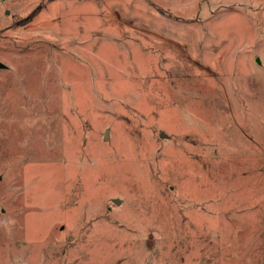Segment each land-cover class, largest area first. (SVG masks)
<instances>
[{
	"label": "rangeland",
	"instance_id": "obj_1",
	"mask_svg": "<svg viewBox=\"0 0 264 264\" xmlns=\"http://www.w3.org/2000/svg\"><path fill=\"white\" fill-rule=\"evenodd\" d=\"M0 63V264H264V0H0Z\"/></svg>",
	"mask_w": 264,
	"mask_h": 264
},
{
	"label": "water",
	"instance_id": "obj_2",
	"mask_svg": "<svg viewBox=\"0 0 264 264\" xmlns=\"http://www.w3.org/2000/svg\"><path fill=\"white\" fill-rule=\"evenodd\" d=\"M2 68H5V66L0 63V69H2ZM159 138H165L164 134L163 133L159 134Z\"/></svg>",
	"mask_w": 264,
	"mask_h": 264
}]
</instances>
